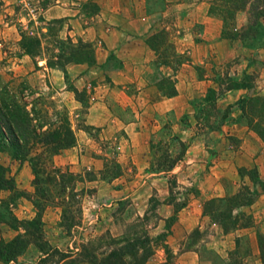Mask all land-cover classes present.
<instances>
[{
  "label": "rangeland",
  "instance_id": "rangeland-1",
  "mask_svg": "<svg viewBox=\"0 0 264 264\" xmlns=\"http://www.w3.org/2000/svg\"><path fill=\"white\" fill-rule=\"evenodd\" d=\"M12 1L0 0V48L5 52L0 59V82H10L15 89L25 85L23 97L28 108L35 105L34 118L48 129L60 127L67 118L75 139L71 147L46 149L41 159L46 161L49 173L40 170L39 176L48 174L56 184H48L47 180L39 183L51 197L42 213L45 238L50 245L62 251L72 249L75 256L82 245L106 250L107 237H129L137 240L140 259L147 256L144 264H160L162 251L169 264H177L173 247L165 241L181 237L183 249L189 248L212 232L217 235L216 228L210 227L216 223L225 231L245 229L237 238V248L230 251L227 264H264V205L251 207L263 199L264 142L249 127L254 133L252 140L243 143L240 135H234L238 131L231 129L232 120L248 126L240 108L242 97L233 103L222 100L232 80L248 88L249 94L243 97H264V55L258 53V65L249 62L242 72L239 49L243 44L256 51L264 44V20L263 26L251 27L252 19H248L246 10L229 18L222 12L221 3H214L216 0H75L79 3L72 6L92 17L94 24L101 22L99 27L116 25L112 6L123 5L127 14L149 13L150 32L144 42L154 48L156 61L170 66L168 72L172 74L178 69L187 73L188 66L182 64L190 61V54L183 45H196L197 63L191 69L196 81L190 83L191 94L181 95L175 99V109L164 111L161 106L155 107L176 93L177 80L172 75H138V80L126 79V75H69L68 67L81 64L99 73L91 43L68 32L72 26L67 18L42 17L41 8L54 0ZM102 8H107L106 17L96 20ZM243 19L244 24L239 25ZM22 35L39 39L28 55L34 63L42 58L46 66L63 71L64 75H59L61 84L55 82L53 75H39L32 85V77L15 71L13 62L23 52ZM229 49L234 50L233 56L226 54ZM252 58L253 54L245 56L246 60ZM24 67L26 72L34 65L29 61ZM136 84L145 94L134 92ZM96 102L112 110V114L105 115L108 122L104 131L85 123L88 107ZM131 108L145 110L142 115L132 114L139 118L138 122L148 124L141 130L147 138L137 136L132 140L125 129L115 126L116 119L127 122L132 118ZM114 116L116 119L111 121ZM109 122L115 127H110ZM259 122L264 123V117ZM38 149L41 148H35L30 155ZM13 152L5 147L0 163L7 167L6 176L13 179L24 196L10 208L18 219H31L37 212L33 201L39 199L33 185L34 174L28 157L18 160ZM251 168H256L257 173L249 171ZM61 173H72V187L59 193ZM256 177L262 183L255 181ZM220 180L234 184L237 192L208 197L206 191ZM71 188L78 196L70 197ZM8 196L7 190H1L0 204ZM61 197L68 204L77 200L71 206L72 212L63 217ZM76 207L81 211L73 210ZM188 210L191 217L195 215L200 221L206 216L202 229L198 227L201 222L193 224L196 217L189 223L178 221ZM64 217L75 225L69 229L60 226ZM9 221V214L0 207V241L16 234ZM203 250L205 255L210 250L220 253L215 248ZM41 257L38 249L29 245L15 261L0 264H88L83 258L75 262L61 260L57 254Z\"/></svg>",
  "mask_w": 264,
  "mask_h": 264
},
{
  "label": "crops",
  "instance_id": "crops-1",
  "mask_svg": "<svg viewBox=\"0 0 264 264\" xmlns=\"http://www.w3.org/2000/svg\"><path fill=\"white\" fill-rule=\"evenodd\" d=\"M3 1H5L6 3L13 2L12 0ZM78 3L79 1L75 0H54V3L50 4L45 8H41L40 11L42 17L45 20H51L55 18H67L72 26L68 32H70L71 35L80 36L85 41H89L92 45V48L94 49L93 51L97 64L95 67H97L98 69L100 67V69L98 70L99 73H97L95 68L88 66L86 67L84 64H81L80 67H77L78 65H71L70 67H68L67 73L69 75H126V79L134 80H138V75H172L171 78H176L177 80L175 84L176 93L172 97L167 98V100H164L159 103L161 105H156L155 107L159 108L161 106L162 110L164 111L175 109L174 104H177L175 103V99L177 100L181 95L191 94L190 83L191 81H196V73L191 70L193 69L192 64L197 63V52L195 51L196 45H194L195 47L193 45L191 46V43H189L190 45L187 46L185 44L183 45L184 48H188L187 52L188 54H190V61H188L187 64H182L188 66L187 73L185 70L178 69L175 74H172L168 72V70H171L170 66L166 65L163 62L156 61V54L154 48L144 42V38L148 36L150 32V22L148 21L149 13L144 11V13H140L138 15H134L132 12L127 14V12L124 10L125 7H123V5H121L120 7L112 6V8H110V10L113 12L111 15H114V17H116V19L113 21V23H115L116 25L112 27H110L109 25H103L102 27H99L101 22L99 25L94 24V21H92V17L88 18V16H85V14L81 11L79 7L72 6V4ZM174 5H178V3ZM106 10L107 8L100 9V15H97L96 20L102 21L106 17V15H104V12H106ZM123 17H127V19H123ZM243 24L244 19L241 23H239V25ZM176 49L178 51L180 50L179 40L176 41ZM239 49L240 52L244 54H241L240 58V66L242 72L248 66L249 62H252L255 66L258 65V62L260 61L255 60V58H260V55H257L258 53L260 54V52H262V55H264V44L258 47L256 51L250 49V46L243 44L239 45ZM227 53L228 55L230 54L231 56H233L234 50L229 49L226 54ZM4 54L5 52L0 48V59L3 58ZM251 54H253L254 59L252 58L251 60H246L245 56ZM17 57L18 58H15L16 60L13 62V64L15 65L14 68H16L15 71L18 74L25 73L27 76L32 77V79L30 80L32 85L36 84V80L38 79L39 75H53V78H55V82L58 85L61 84V79L59 78V75H64V72L60 69L46 66L45 61L42 58H37L34 63L33 59L28 54H25L23 52H21V54H19V56ZM29 61L32 62L34 67L29 70L26 69L27 71L25 72L24 65H27ZM135 75H137V77ZM137 84L136 89H134V92L137 95H140L142 93L145 94L141 86ZM186 90H188V92L184 93V91ZM192 90L194 91V88ZM248 94L249 90L246 86H240L235 89H226L225 92L222 94V100L226 101L227 103H233L238 98ZM141 108H138V110L131 108L130 113L132 114L133 112H135L136 114L139 113L142 115L145 110H141ZM88 110L89 114L87 115V120L85 121V123L95 127L94 129H100L104 131L105 124L108 122L106 121V117L107 115L112 114V110L107 105L98 102L89 106ZM237 112L239 113V109L237 110ZM114 119H116V116H114L110 120L114 121ZM138 119L139 118H136L132 114V118L127 122L120 120L117 121L116 119L115 122L117 123V125L115 126H117V128L119 129H125L128 135L131 136L132 140L133 138L136 139L137 136L142 138L143 136H145L147 138V135H144V132H141V130L145 129L148 124L146 122L143 123L142 121L138 122ZM109 126L115 127L111 123L109 124ZM230 127L231 129L232 127H234V129L236 128L238 133H233L234 135H240V138H242L243 143L248 142L250 139L252 140L254 136V133L251 130H248V126L239 120H232ZM128 131H130V133ZM212 172L216 173V171L214 172V170H212ZM261 177L264 178V173ZM220 179H223V177H221ZM220 181L221 182L214 186L211 191H206L208 197L214 196L216 198H220L222 196L235 194L237 192L236 186L234 184H228L229 181L227 183L223 180ZM262 198L263 199L261 201H256L251 204L252 209H258L261 205H264V194L262 195ZM195 217V215H192L191 217V212L190 210H188L187 215L185 213L184 218L179 219L178 221L183 220L185 223H189L191 222L190 219ZM205 217L206 216L201 218V221L199 220V217H196V219H194V221L192 222H194L193 224L195 225L198 224V222H201L198 227L202 229L204 223L203 220ZM254 218L256 219L255 214ZM210 227L211 230L213 227L216 228L215 232L217 233V235H214V232H212V234H208L206 236L207 238H202L201 240L197 241L195 244H192V246L186 249H183V243L181 244L179 242V240H181V237H174L170 241H165L173 247L174 259L177 264H227L228 260L230 259V251L234 248H237V238L238 236H241L243 234L245 229H237L236 232L232 230L225 231L220 227L219 224L216 223H211ZM203 248H215L220 253L210 250L206 251L208 253H206L205 255L203 254L204 250L202 251ZM166 259L167 255L164 251H162V254H160V263L166 261Z\"/></svg>",
  "mask_w": 264,
  "mask_h": 264
},
{
  "label": "trees",
  "instance_id": "trees-1",
  "mask_svg": "<svg viewBox=\"0 0 264 264\" xmlns=\"http://www.w3.org/2000/svg\"><path fill=\"white\" fill-rule=\"evenodd\" d=\"M218 1L223 8L222 12L229 18H234V13L238 11L246 10L248 12V19H252L251 27H258L261 21L264 20V0H216L214 3ZM22 40L23 53L29 55L32 52V46L39 44V39L29 35H22ZM48 64L52 66L49 62ZM20 86V88L15 89L11 86L10 82H0V153L5 147H9L14 151L12 156L15 159L25 160L28 157V162L34 174L33 185L35 186V194L39 199L33 201L37 209L33 218L20 220L14 216L10 205L14 206L16 199L24 196V194L16 189L13 179L6 176L7 167L0 163V191L7 190L10 194L8 196L9 199L5 198L1 201L0 207H3L9 214L10 221L8 223L16 231V234L11 239H2L0 241V262L15 261L29 245H34L43 255L41 257L43 259L57 254L61 260L68 259L71 262H75L83 258L82 260L88 264H144L147 256H142L140 259L138 242L129 237H107L108 248L106 250L96 251L94 247L87 249L86 246L82 245L75 256L72 249L62 251L56 246H51L47 241L44 233L42 213L46 205L45 202L50 201L51 197L48 195V190L39 187V183L47 180L48 184H54V179L48 174L46 177L39 176L40 170L49 173L46 172V169H49L46 161H42L41 159L44 157L43 153L46 149L50 147L58 149L71 147L74 145L75 139L67 118H64L63 124L60 127L54 129L44 128V125L34 118L35 105L31 104L29 108L27 107L28 103L23 97L25 95L23 92L26 88L25 85ZM240 86L244 85L232 80L227 89H235ZM74 92L77 93L78 90L74 89ZM240 108L247 120L248 127L264 142V123L259 122L264 117V97H242L240 99ZM37 147L41 149H38L39 151L34 153V155H30ZM54 171H59V169H54ZM249 171L257 173L256 168H251ZM58 178L61 180L58 187L59 193L72 187H69L72 173H61L58 175ZM254 180L262 183L258 180V177ZM73 189L75 188H71V191H69L71 198L75 195L78 196V193H75ZM233 198L234 196L231 197V199ZM60 202L63 204V217L66 212H72L71 206L77 200H73L72 204H68V201H65L61 197ZM183 206L184 204H181L180 208ZM73 210L81 211L80 207H76ZM66 219L65 217L61 219L60 226L69 229L75 225L74 222L68 223ZM98 240L103 241V238H99ZM160 264H169L168 259Z\"/></svg>",
  "mask_w": 264,
  "mask_h": 264
}]
</instances>
